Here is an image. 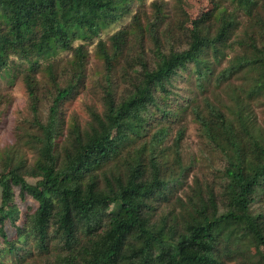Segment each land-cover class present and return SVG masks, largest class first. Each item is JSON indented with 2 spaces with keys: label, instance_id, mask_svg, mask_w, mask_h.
<instances>
[{
  "label": "trees",
  "instance_id": "16d2710c",
  "mask_svg": "<svg viewBox=\"0 0 264 264\" xmlns=\"http://www.w3.org/2000/svg\"><path fill=\"white\" fill-rule=\"evenodd\" d=\"M132 1L0 0V71L14 65V56L29 63L24 82L37 127L32 133L36 157L26 167L27 173L21 172L22 160L0 176V256L10 253L16 264H37L36 257L42 255H47L46 264H222L223 252L245 254L250 245L256 246L264 261V216L252 211L264 193V130L251 107L242 106L234 93L238 108L232 118L209 101L204 114L194 108L203 136L225 156L226 182L218 196L211 183L205 189L196 179L188 205L178 198L182 208L188 207L186 216L184 209L182 214L175 211L177 202L171 195L180 173L187 170L181 154L183 133L167 145V125L156 127L155 123L157 111L170 115L161 95L174 92L171 86L178 75L191 70L196 86L205 89L215 73L214 63L226 57V47L235 53L218 80L247 68L256 72L249 95L264 91V43L258 46L254 40L248 45L253 50L246 52L228 45L237 16L225 7L213 14L220 24L216 31L205 19L214 9L194 21L186 49L167 53L155 37L160 57L156 66L150 69L141 61L142 70L127 80L119 96L112 60L124 33L114 35L113 55L101 42L108 65L105 110L93 112L90 131L83 132L77 122L64 134L61 105L85 76L84 44L74 42L93 38L120 20ZM231 2L235 10L253 17L259 0ZM65 50L73 51L65 86L57 80L58 64L51 61L42 66L55 86L43 120L39 59ZM110 163L113 168L108 174ZM13 186L20 188L22 197L29 194L37 202L27 212L26 222H12L17 240L10 239L4 227L5 218L21 214ZM53 238L59 239L61 247L49 252ZM27 244H32L29 249Z\"/></svg>",
  "mask_w": 264,
  "mask_h": 264
},
{
  "label": "rangeland",
  "instance_id": "374dc122",
  "mask_svg": "<svg viewBox=\"0 0 264 264\" xmlns=\"http://www.w3.org/2000/svg\"><path fill=\"white\" fill-rule=\"evenodd\" d=\"M219 7H225L229 13L236 15V23L230 32L228 45L238 46L252 51L250 43L254 40L258 46L264 43V0H259L254 16H248L242 10H235L231 0H133L130 11L120 20L113 22L108 27L101 30L96 36L87 40H77L75 46L84 44L85 52V76L82 82L73 89L71 95L61 105L62 117L64 120L63 132L67 134L74 123L79 122L83 132L90 131L93 121V112L103 113L105 110L104 87L107 84L106 76L108 65L102 54L101 42L105 45V50L109 54L115 53L114 35L118 31H123V43L114 55L113 79L116 81L117 95L122 93L127 80L136 77L137 72L142 70L141 61L152 69L159 61L156 54L157 37L159 46L165 52L170 50H183L190 41V29L194 21L205 13L213 10L212 14L205 17L213 31L218 30L220 24L214 17V13ZM158 8L161 12H158ZM158 17V18H157ZM231 48L226 47V57L214 63L215 73L206 82V88L200 89L196 86V80L191 70L181 72L174 80L171 88L172 94L161 95V102L170 111V115L165 117L157 111L156 127L167 125L170 133L166 143L170 145L175 136L183 133L181 144V154L183 156V167L187 168L184 173H180V178L173 184V193L176 208L175 211L186 216L188 207H181L183 202L187 204L188 195L193 193L196 186V179H200L201 185L206 189L209 183L216 189L218 196H221L224 183V167L226 165L225 156L208 143L201 132L199 122L195 119L194 108H198L203 114L207 112L206 101L214 104L218 109L232 118L235 108L232 95L239 94L242 106H250L254 119L264 130V91L252 96L249 91L253 85L254 70H238L226 78H219L223 69L230 65L231 57L234 55ZM73 51H60L48 58H40L41 63L39 87L40 117L46 120L50 106L55 96L52 81L44 71L42 66L53 61L58 64L57 80L62 86L68 83L70 73L68 59ZM14 65L8 66L6 71H0V176L6 173L11 167L19 165L23 160L25 166L21 168L23 174L27 173V166L36 157V149L32 146V133L37 131L32 123L33 112L30 108L28 90L24 82V71L29 63L21 61L14 56ZM164 97V98H163ZM236 105V106H235ZM65 115V117H64ZM154 128L153 130H155ZM152 130V131H153ZM64 136H62L61 140ZM173 156V153H172ZM113 168V163L109 164L106 172L109 174ZM103 177V175H101ZM178 176V175H177ZM31 181L34 178L27 176ZM14 203L21 210L20 216L14 214L5 218L4 227L10 239H18L15 225L12 222L22 225L27 221V212L33 210L37 202L31 195L21 196L20 188L13 186ZM262 199L257 200L252 206L254 213H262L264 216V193ZM2 204V188L0 186V205ZM188 205V204H187ZM192 206V205H191ZM190 208V207H189ZM220 210H224L222 204ZM114 209V205L111 206ZM1 225V224H0ZM24 239V236H20ZM3 240V239H2ZM58 238H53L49 247V252L57 251L61 246ZM224 244V243H223ZM32 244H27L25 249H29ZM235 247V246H234ZM263 249V247H261ZM38 253V252H37ZM36 255V254H35ZM47 255L36 257L37 264H46ZM222 264H264L257 251L256 246L248 245L245 254L223 252ZM28 260L32 261L30 257ZM0 264H16L14 255L7 253L0 256Z\"/></svg>",
  "mask_w": 264,
  "mask_h": 264
}]
</instances>
